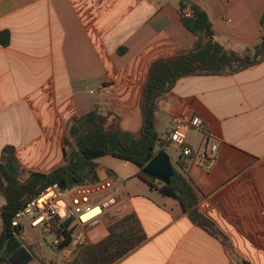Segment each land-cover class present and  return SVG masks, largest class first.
Here are the masks:
<instances>
[{
    "label": "crops",
    "instance_id": "1",
    "mask_svg": "<svg viewBox=\"0 0 264 264\" xmlns=\"http://www.w3.org/2000/svg\"><path fill=\"white\" fill-rule=\"evenodd\" d=\"M192 1L209 13L226 51L245 55L260 42L264 0ZM1 32L11 40L0 44V162L12 145L24 168L45 174L65 164L74 117L110 112L109 127L119 121L140 134L153 64L198 42L183 24L180 0H0ZM163 118V138L176 120L184 128L195 152L187 176L198 208L228 245L194 224L178 201L151 191L138 168L116 181L121 201L113 210L126 209L121 217L135 211L147 239L116 264H264V61L233 75L178 80L156 125ZM195 118L204 130L187 127ZM206 130L219 145L214 156ZM103 159L100 179L115 177L117 166ZM3 205L0 197V211ZM108 234L103 218L90 231L91 243ZM36 250L26 249L27 264H45Z\"/></svg>",
    "mask_w": 264,
    "mask_h": 264
},
{
    "label": "trees",
    "instance_id": "2",
    "mask_svg": "<svg viewBox=\"0 0 264 264\" xmlns=\"http://www.w3.org/2000/svg\"><path fill=\"white\" fill-rule=\"evenodd\" d=\"M184 26L198 37L196 45L184 55L155 62L142 95L143 124L140 134L125 131L116 122L109 127L110 112H94L74 117L68 125V137L64 141L65 164L51 173H39L24 168L16 148L8 145L3 149L0 162V197L3 231L0 235V264H8L9 258L21 249L13 234L12 220L26 201L49 186L63 189L100 181L99 160L107 156L134 163L139 168L138 177L151 191L179 202L190 220L220 238L228 245L227 237L199 210V199L189 182L187 172L195 154L184 155L181 151L174 177L165 184L144 173L145 166L160 151H166L171 143L156 130V116L160 104L173 90L178 80L197 75H233L264 61V16L260 23V42L247 50L245 55L226 51L216 40L209 13L192 0H180ZM191 11L192 16H185ZM11 35L0 33V44L8 46ZM258 51L257 55L255 52ZM207 143L211 137L205 131ZM212 161L211 159H206ZM71 163V164H70ZM108 236L79 251L70 264H116L140 247L147 239L140 218L135 211L123 217L107 219Z\"/></svg>",
    "mask_w": 264,
    "mask_h": 264
},
{
    "label": "built area",
    "instance_id": "3",
    "mask_svg": "<svg viewBox=\"0 0 264 264\" xmlns=\"http://www.w3.org/2000/svg\"><path fill=\"white\" fill-rule=\"evenodd\" d=\"M192 15L191 11L185 13L187 17ZM187 127L204 130L205 125L200 118H195ZM167 139L184 155L195 154L186 144V132L179 121L174 122ZM210 141L207 144L214 156L219 145L213 139ZM116 180L107 176L95 183L67 189L53 185L29 198L12 220L13 234L21 248L37 249L45 264H70L79 251L92 245L91 229L100 225L105 215L120 203L121 199L116 195ZM41 240L45 241L53 256L51 260Z\"/></svg>",
    "mask_w": 264,
    "mask_h": 264
},
{
    "label": "water",
    "instance_id": "4",
    "mask_svg": "<svg viewBox=\"0 0 264 264\" xmlns=\"http://www.w3.org/2000/svg\"><path fill=\"white\" fill-rule=\"evenodd\" d=\"M264 49L263 47L260 49ZM258 51L255 52L257 55ZM71 164V163H70ZM144 173L157 179L158 181L170 184L174 177V167L171 162V157L167 151L158 152L155 157L150 161L144 168ZM99 173H106L105 170L101 169ZM106 177H103V179ZM30 254L25 248H21L16 254L9 258L10 264H27L30 261Z\"/></svg>",
    "mask_w": 264,
    "mask_h": 264
},
{
    "label": "rangeland",
    "instance_id": "5",
    "mask_svg": "<svg viewBox=\"0 0 264 264\" xmlns=\"http://www.w3.org/2000/svg\"><path fill=\"white\" fill-rule=\"evenodd\" d=\"M166 121H167V120H165V118H163L162 123L156 125L157 131L159 132V134H160L161 136H162V135L165 133V131H166V130H165V129H166V127H165V122H166ZM166 151H167V153H168V154L171 156V158H172V164H173V166H174L175 168H178L177 163H178V160H179L180 155H181V150L179 149V147H177V146H176L175 144H173V143H170V144L167 146ZM103 161L106 162V163H113L115 166H117V167H115V170H116L117 173H114V176L117 178L116 181L118 182V184L120 183V178H119V176H120V177H123V178L127 181V179H126L125 176H131V175H133V172H134V171L138 170V167H137L134 163H132V162H128V161H125V160H122V159H119V158H115V157H112V156H107L106 158L103 159ZM121 165H122V166L124 165V168H123V169H121V167H120ZM147 194H149V196H150L149 190H148ZM155 197H159V196H158V195H155ZM125 210H126V209H121L120 212H119V213H121V214H118V213L115 212V210H113V208H112V209H111V210L105 215V217H104V222L106 223V222H107V219H108L109 217H121V216H122V213H123V214L126 213ZM106 225H107V223H106ZM50 238H51V237H50ZM41 242L44 244V249H45V252H46L47 257L49 258V260H51L53 256H52V254L50 253V251H49V249H48V247H47L45 241H44V240H41ZM36 252H37V250H36Z\"/></svg>",
    "mask_w": 264,
    "mask_h": 264
}]
</instances>
